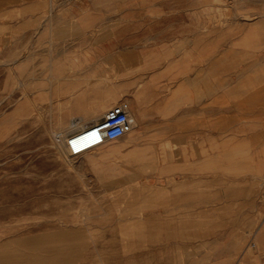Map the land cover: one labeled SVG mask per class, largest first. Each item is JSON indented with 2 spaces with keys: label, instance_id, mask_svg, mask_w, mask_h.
Masks as SVG:
<instances>
[{
  "label": "rangeland",
  "instance_id": "obj_1",
  "mask_svg": "<svg viewBox=\"0 0 264 264\" xmlns=\"http://www.w3.org/2000/svg\"><path fill=\"white\" fill-rule=\"evenodd\" d=\"M77 1L50 0L47 43L34 37L31 44L18 43L16 52L0 53L1 263L264 264V148L255 147L264 145V139L242 141L235 156L210 149L206 159L211 170L202 174L207 181L201 180L200 172L193 173L190 189L187 185L180 192L178 188L171 190L174 182L169 180L173 175L164 181L161 186L168 190L166 195L173 191L174 196H185L193 202L186 213L185 205L177 203L166 208L152 204L143 207L144 197L160 191L155 165L164 157L140 149L149 153L143 166L128 162L126 157L133 153L129 148L134 144L128 140L134 138L133 134L106 141L100 149L129 143L109 159L112 168L101 165L98 169H76L67 161L66 147L58 145L55 134L61 129L67 133L75 130L70 123L66 126L78 116L71 108L74 55L79 48L95 47L94 34L91 32L94 39L90 42L89 33L85 36L71 15ZM159 1V12L146 8L139 19L144 26L158 15L159 24L156 19L152 24L160 27L161 40L174 31L226 27L234 14L231 6L249 2ZM106 25L115 28L119 22L102 21L98 31L105 30ZM96 62L103 68L104 61ZM98 74L91 86L100 103L104 99V77L103 72ZM259 79L264 76H242L239 82L243 89H252ZM233 94L243 98L252 91ZM107 108H95L99 121L111 109ZM254 127L258 126L243 122L234 128L252 132ZM257 156L263 159L261 169L252 171ZM227 162L239 163L246 170H221ZM175 207L181 209L175 211ZM186 215L190 218L184 219Z\"/></svg>",
  "mask_w": 264,
  "mask_h": 264
},
{
  "label": "crops",
  "instance_id": "obj_2",
  "mask_svg": "<svg viewBox=\"0 0 264 264\" xmlns=\"http://www.w3.org/2000/svg\"><path fill=\"white\" fill-rule=\"evenodd\" d=\"M88 1L78 0L71 14L85 36L89 33L90 42L95 37L94 49L79 48L74 55L72 111L90 123L97 115L96 107L126 104L136 140L129 151L149 149L152 155L164 157L155 165L160 191L144 197L143 207L177 203L185 205V213L190 212L193 202L185 196H174L173 191L166 195L168 190L161 186L164 181L173 175L174 179L169 180L174 182L171 190L178 188L180 192L187 185L190 189L193 173L200 172L201 180L207 181L202 174L211 170L206 159L210 149L235 156L242 141L264 139V79L252 89H243L239 82L242 76H264V0L232 5L230 11L234 14L226 27L174 31L165 40L159 38L160 27L152 24L155 19L159 24L158 15L144 26L139 19L146 8L159 12V0L152 4L143 0ZM49 3L0 0V53L16 52L18 43L31 44L34 37L42 44L48 42ZM114 19L119 26L106 25L105 30L98 31L102 21ZM96 61H104L103 68ZM102 72L104 99L98 103L91 85ZM248 91L252 95H232ZM243 122L258 127L252 132L236 131L239 127L235 129V125ZM255 147L261 149L264 145ZM171 156L176 158L170 161L167 158ZM262 160L261 156L255 158L252 171L261 169ZM232 163L222 164L225 168L221 170H246ZM199 207L202 210L203 203Z\"/></svg>",
  "mask_w": 264,
  "mask_h": 264
},
{
  "label": "built area",
  "instance_id": "obj_3",
  "mask_svg": "<svg viewBox=\"0 0 264 264\" xmlns=\"http://www.w3.org/2000/svg\"><path fill=\"white\" fill-rule=\"evenodd\" d=\"M78 124L80 125L76 118L71 120V126L76 130L70 133L69 140L65 141V147L74 154H79L88 147H96L106 141L121 138L133 127L126 104H116L99 122H92L84 127H77ZM56 138L59 141L61 137ZM85 139L90 140L83 142ZM80 140H83V143H79Z\"/></svg>",
  "mask_w": 264,
  "mask_h": 264
},
{
  "label": "bare ground",
  "instance_id": "obj_4",
  "mask_svg": "<svg viewBox=\"0 0 264 264\" xmlns=\"http://www.w3.org/2000/svg\"><path fill=\"white\" fill-rule=\"evenodd\" d=\"M229 1V0H228ZM6 43V42H5ZM4 44V43H3ZM118 75V74H117ZM122 75V74H121ZM120 76V75H119ZM110 77V76H109ZM121 77V76H120ZM116 78V77H115ZM148 95V94H147ZM151 95H153V94H151ZM150 98V97H149ZM148 104V103H147ZM89 107H91V106H89ZM77 108V107H76ZM105 108H107V107H105ZM111 108V107H110ZM109 108V109H110ZM85 109H86V107H85ZM84 109V110H85ZM93 109V108H92ZM108 109V108H107ZM106 109V110H107ZM147 109V108H146ZM95 110V109H94ZM102 110V109H101ZM104 110V109H103ZM86 111V110H85ZM84 111V112H85ZM108 111V110H107ZM87 112V111H86ZM90 113H92L91 111H90ZM107 113V112H106ZM147 113V112H146ZM83 115H84V113H82ZM98 114L99 113H97V115H95L94 117H93V120H92V118H91V122H93V123H95V122H99V117H98ZM76 115V114H75ZM89 115V114H88ZM147 115V114H146ZM87 116V115H86ZM90 116H92V114L90 115ZM90 116H89V119H90ZM100 116H101V114H100ZM130 116V115H129ZM82 116H75V117H71L72 118V120L74 119V118H76L78 121H79V123H82L81 125H79L78 124V126L77 127H84L85 125H87V123H88V121H87V123H86V121H82V118H81ZM102 117V116H101ZM87 118V117H86ZM130 118H131V116H130ZM85 119V118H84ZM63 120V119H62ZM71 120V119H70ZM66 122H68V121H66ZM69 123H70V127L72 128V126H71V121L70 122H68V124L66 125L67 126V128L69 127ZM62 123H59V124H57V125H61ZM65 124V123H64ZM133 124V123H132ZM136 124V123H135ZM146 124V123H145ZM52 125V124H51ZM132 126H134V125H132ZM145 128V127H144ZM52 129V128H51ZM55 129H56V127H55ZM54 129V130H55ZM72 129H75V128H72ZM76 130V129H75ZM71 131V130H70ZM57 132V131H56ZM59 132V133H58ZM56 134H55V136L56 137H61L60 138V140H59V144L58 145H62V146H65V141L68 139L69 140V135H70V133H67L66 132V130L65 131H63L62 129L61 130H59ZM61 132H64V133H66V134H64L63 136H61L60 134H61ZM72 132H73V130H72ZM128 133H130V134H133V127H132V130L130 131V132H128ZM67 140V141H68ZM87 140H90V139H87ZM86 139L83 141V140H80V142L79 143H83V142H85V141H87ZM83 141V142H82ZM129 143L131 142V143H134V142H136V140L133 138V139H130L129 138ZM106 143V142H105ZM104 143V144H105ZM125 143H127V142H125ZM125 143H123L122 144V146L119 148V147H117V148H115V149H107V150H104V148L102 149V150H100L103 146H104V144H102V145H99V146H96V147H92V148H90V147H88V148H86V150L85 151H83V152H81V153H79V154H74V153H71V152H69L68 151V149L66 148V154H67V157H66V159H67V161L74 167V168H76V169H80V168H83V167H92V168H96V169H98L101 165H105V166H108V167H110V168H112L113 166H109V164H108V161H109V159H111L112 158V156H114V154H117V153H120L121 152V149L125 146ZM129 143H127V144H129ZM61 146V147H62ZM56 148V147H55ZM64 149H65V147H64ZM62 150V149H61ZM99 150V151H98ZM63 152V151H62ZM61 152V153H62ZM149 153H145V152H141L140 150H136L135 152H133L132 154H130V156H128V157H126V160L128 161V162H130V161H133V162H138V163H140L141 164V166H143V164L147 161L146 160V157H147V155H148ZM76 158H78V160L77 161H75V159ZM107 164V165H106ZM126 175V174H125ZM122 177V176H121ZM117 180V179H116ZM114 181V180H113ZM122 181V180H121ZM123 181H125V180H123Z\"/></svg>",
  "mask_w": 264,
  "mask_h": 264
}]
</instances>
